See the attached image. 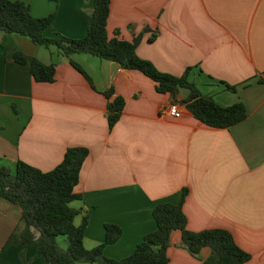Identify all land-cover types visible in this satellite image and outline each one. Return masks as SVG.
<instances>
[{
    "label": "crops",
    "instance_id": "0c3cea01",
    "mask_svg": "<svg viewBox=\"0 0 264 264\" xmlns=\"http://www.w3.org/2000/svg\"><path fill=\"white\" fill-rule=\"evenodd\" d=\"M10 1L28 5L35 18L54 14L47 37L86 35L91 0ZM144 27L139 58L174 76L189 68L187 80L202 95L224 107L242 104L246 119L214 129L180 105V118H170L169 95L156 92L142 73L72 55L92 88L54 46L0 32V166L14 172L21 161L48 172L67 148H86L74 187L80 199L70 206L88 215L86 249L103 242L105 224L120 228L118 241L103 249L107 258L127 257L155 230L154 207L177 204L186 189L187 230H227L250 254L245 264H264V0H110L109 38L117 31L131 41ZM16 51L53 64L54 81L35 82L28 64L13 61ZM110 88L125 101L111 130L102 94ZM19 227L20 210L0 198V264H43L34 246L4 247ZM180 241V232H172L168 264H201L209 254L203 249L192 257Z\"/></svg>",
    "mask_w": 264,
    "mask_h": 264
},
{
    "label": "trees",
    "instance_id": "16d2710c",
    "mask_svg": "<svg viewBox=\"0 0 264 264\" xmlns=\"http://www.w3.org/2000/svg\"><path fill=\"white\" fill-rule=\"evenodd\" d=\"M92 10L86 35L72 39L59 34L47 37L54 14L46 17H32L29 6L21 1L0 0V32L16 34L29 39L33 44L54 46L69 59L71 66L90 83L92 82L83 69L71 60L74 54H87L100 60L117 63L122 69L142 73L155 84L156 92L168 94L171 104L183 106L192 117L203 125L214 129H228L243 122L247 115L242 104L220 106L210 96L202 95L187 80L189 68L181 76H174L158 71L154 65L136 54V48L143 34L131 41L122 40L118 32L109 38L106 22L109 14L110 0H91ZM155 34L149 41L155 39ZM13 61L20 65H29L30 75L35 82L52 83L55 66L45 65L34 57L20 51L13 54ZM229 91L234 87L225 85ZM184 91L185 95L179 99ZM107 100L106 122L111 130L119 121L125 101L115 95L113 88L102 92ZM88 156L84 147L67 148L62 161L48 172L40 171L24 162L15 163L14 173L0 166V198L20 210L21 227L12 232L4 247L15 245L34 246L36 255L43 259V264H168L167 249L170 236L179 231V247L192 257L198 258L203 249L209 251L201 264H245L250 254L235 243L230 232L224 229H207L192 232L186 228V217L182 204L187 190L181 191L177 204L159 203L153 211L155 230L147 233L125 258L114 260L103 255L107 245L114 244L121 236L118 226L105 224L103 242L86 249L83 245L84 232L88 224V215L70 204L79 200L74 187L79 181V172ZM81 216L78 225L75 218ZM64 237L65 247L61 248L57 237ZM23 264V263H22Z\"/></svg>",
    "mask_w": 264,
    "mask_h": 264
},
{
    "label": "built area",
    "instance_id": "2783aa9c",
    "mask_svg": "<svg viewBox=\"0 0 264 264\" xmlns=\"http://www.w3.org/2000/svg\"><path fill=\"white\" fill-rule=\"evenodd\" d=\"M170 118H180L181 114L178 105L170 104L168 108L164 111Z\"/></svg>",
    "mask_w": 264,
    "mask_h": 264
},
{
    "label": "rangeland",
    "instance_id": "374dc122",
    "mask_svg": "<svg viewBox=\"0 0 264 264\" xmlns=\"http://www.w3.org/2000/svg\"><path fill=\"white\" fill-rule=\"evenodd\" d=\"M12 174L14 173V172H11ZM56 241H57V243H58V245L61 247V248H64L65 247V243H64V237H57L56 238Z\"/></svg>",
    "mask_w": 264,
    "mask_h": 264
},
{
    "label": "water",
    "instance_id": "95a60500",
    "mask_svg": "<svg viewBox=\"0 0 264 264\" xmlns=\"http://www.w3.org/2000/svg\"><path fill=\"white\" fill-rule=\"evenodd\" d=\"M114 70L119 68V65L117 63H112Z\"/></svg>",
    "mask_w": 264,
    "mask_h": 264
}]
</instances>
